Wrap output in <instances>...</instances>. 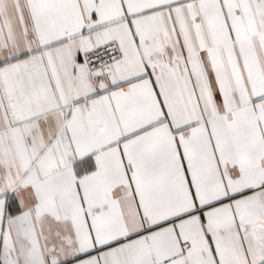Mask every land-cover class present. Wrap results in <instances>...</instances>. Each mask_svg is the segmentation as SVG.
<instances>
[{
  "label": "snow or ice",
  "instance_id": "snow-or-ice-1",
  "mask_svg": "<svg viewBox=\"0 0 264 264\" xmlns=\"http://www.w3.org/2000/svg\"><path fill=\"white\" fill-rule=\"evenodd\" d=\"M0 264H264V0H0Z\"/></svg>",
  "mask_w": 264,
  "mask_h": 264
}]
</instances>
